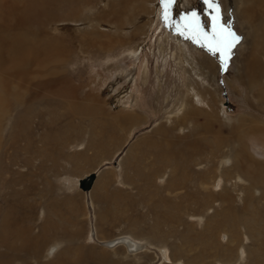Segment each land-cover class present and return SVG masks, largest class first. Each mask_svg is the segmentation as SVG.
<instances>
[{"label":"rangeland","instance_id":"374dc122","mask_svg":"<svg viewBox=\"0 0 264 264\" xmlns=\"http://www.w3.org/2000/svg\"><path fill=\"white\" fill-rule=\"evenodd\" d=\"M225 1L0 0V264H264L263 187L220 164L238 121L264 123V41L241 44ZM22 31L57 51L8 61ZM195 163H217L214 196L196 194Z\"/></svg>","mask_w":264,"mask_h":264},{"label":"bare ground","instance_id":"6f19581e","mask_svg":"<svg viewBox=\"0 0 264 264\" xmlns=\"http://www.w3.org/2000/svg\"><path fill=\"white\" fill-rule=\"evenodd\" d=\"M65 1H68V0H65ZM70 2H71V0H70ZM230 2H231L230 3L231 7L233 8V14L238 19L239 29L243 33L245 32V36H244L241 44L244 43L245 46L250 44V43H248L249 40L247 41L246 38H247V36H252V35L255 39H256V36H258V38H260L262 41H264V32L261 34L259 33L258 30L260 27L259 26L260 22L257 19V17L258 18H261V17L264 18V0H230ZM223 3H224V7L228 5L225 0ZM71 5L74 6L73 4H71ZM105 5L106 4L104 2V7H105ZM33 8H36V7H33ZM72 8H74V7H72ZM22 9L25 10L26 13H29L28 8H25V7L18 9L19 10L18 12L19 13L21 11L23 12ZM113 10L114 9L111 8L108 12V16L110 15V17L112 19L115 17L117 18V16H118L116 14L114 15ZM74 11L73 10L70 11L71 15H73V16L75 14H77L76 9ZM30 12H31V10H30ZM24 15H27V14H24ZM75 17H76V15H75ZM114 25H116V24H114ZM99 27H100V25H99ZM111 28L113 29V27H111ZM246 28H248L250 30L248 33L245 31ZM7 42L9 43V46L5 47V48H7V51L10 54L9 55L10 58L8 59V61L9 60L11 61V59H14L16 57V60L18 61V63H20V65H21V63H24L26 61V54L27 53H30L32 55H36L38 53L40 55V52L42 54L43 53H46V54L51 53L52 54V53H55L57 51V48L54 46V44H52V42H49L48 40L42 41L41 44H39V45H37L38 43L35 41V44L38 47L33 45L32 44L33 41L31 42L30 40L27 39V33L24 31H22L21 33H17L14 36H11L9 38V40H7ZM4 44H6V40L4 41L2 38H0V56H1V52H2L1 48ZM138 50H139V44L136 45V47H131L130 49H128L127 52L129 55H133V54L136 55ZM245 65L247 66V64H245ZM245 65H243V66H245ZM252 68H253V65H251L249 68L250 69L249 72L251 73L249 79L252 83H255L257 81L255 79L257 73H256V69H252ZM187 112L188 111L183 112V114H182L183 116H181V118L183 119L182 121L184 122V124H183L184 126L190 125V122L186 121L187 120L186 119ZM236 126H238L241 129L239 132H237L238 135H236L238 137L237 138L238 141L235 143V146L238 147V149H235L234 147H231V146L228 147L226 149V151L222 152V158H220L221 161L219 160L220 164H221V166H224L225 170H228L230 168L229 170L235 171L234 177L232 179H236L237 181H242V182L248 181L250 184L249 189H251V190L260 191L258 189H260L261 186L263 187V190H264V127H263L264 123L262 126L261 125L259 126L258 123L256 121H253V120H250L249 123L245 122L244 120H240V121H238ZM204 128H206V126H204ZM194 144H195V142L193 143V145ZM197 147L198 146L194 147L195 150ZM195 150H192V151L194 152ZM230 162L232 165L229 168H226L225 166H227V164H229ZM218 164H219V162H218ZM194 166L200 168L201 166H205V165H202L201 163H195ZM216 166H217V163L215 165H213V167H201L200 168L201 171H198V172L206 174V177L202 176L199 178V181H198L199 184H198V187L196 188V194L198 196H200V197H202V196L203 197L214 196V193H215V191H214L215 186L214 185H215V180L217 178L216 175L214 174V172L216 171L215 168H217ZM218 169H220V168H218ZM174 173L175 172L173 171V174L169 177L167 183L170 184V187L173 188L172 190H174V192L179 191V190H183L182 188L178 189V188H175L173 186L174 183L175 182L177 183L178 179H179L178 175H175ZM221 175H222V173H221ZM228 175H229V173H228ZM88 177H86V178H88ZM94 177H95V175H94ZM93 179L91 181V184L94 181ZM209 184L212 187L207 188V186H209ZM249 189H247L246 191H249ZM251 190L249 191V193L251 192ZM183 195L188 196V192L187 193L183 192ZM189 196H190V194H189ZM248 197L249 196H247V198ZM247 198L245 197L243 199L244 206L248 205V204H246ZM216 200H218L222 204L221 207H219L220 208L219 213H221L224 216H229L231 214L235 215L234 213L236 211V208H234L235 206L234 207L232 206V203H234V201H232V199L229 196H227L224 191H221V193L217 196ZM196 204L200 205V206L202 205L201 201H197ZM201 209H202L201 211L204 213V215H207L209 213V211H208L209 208L204 209V207H202ZM210 210H211V206H210ZM213 212L216 213L217 211L213 210ZM203 213L201 215L200 214L199 215H192V217L198 218L201 222V220L204 218ZM204 224H206V223H204ZM220 226H221V224L217 225V227H219V228H220ZM118 242L129 243L128 244L129 247H134L136 249L139 248V246L135 245L134 242H130L126 237L119 238ZM107 243L111 244L112 242H107ZM112 244H114V243H112ZM55 253H57L56 254L57 257L61 254V251L59 250V244H57V243H54L53 245H50L49 248H47L44 257H46L50 254H55ZM167 256L168 255H165V254L163 255L164 260H168Z\"/></svg>","mask_w":264,"mask_h":264},{"label":"snow or ice","instance_id":"6c2138e0","mask_svg":"<svg viewBox=\"0 0 264 264\" xmlns=\"http://www.w3.org/2000/svg\"><path fill=\"white\" fill-rule=\"evenodd\" d=\"M228 35L232 37V40L219 41L217 44V49H216L217 51L220 50L221 45H223L226 48V50H230L231 47L234 46V43L239 40V37H236L234 33H229Z\"/></svg>","mask_w":264,"mask_h":264},{"label":"water","instance_id":"95a60500","mask_svg":"<svg viewBox=\"0 0 264 264\" xmlns=\"http://www.w3.org/2000/svg\"><path fill=\"white\" fill-rule=\"evenodd\" d=\"M94 178V174L91 173L88 178H84L80 181V186L83 189H88L91 186V181Z\"/></svg>","mask_w":264,"mask_h":264}]
</instances>
